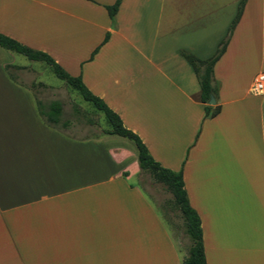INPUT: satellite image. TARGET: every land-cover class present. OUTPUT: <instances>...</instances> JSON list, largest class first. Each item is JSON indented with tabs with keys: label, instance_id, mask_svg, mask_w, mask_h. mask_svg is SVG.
I'll return each instance as SVG.
<instances>
[{
	"label": "crops",
	"instance_id": "crops-1",
	"mask_svg": "<svg viewBox=\"0 0 264 264\" xmlns=\"http://www.w3.org/2000/svg\"><path fill=\"white\" fill-rule=\"evenodd\" d=\"M115 1L0 0V34L80 76L157 163L182 171L206 264H264V92L251 93L264 73V0L245 1L229 36L241 0H120L112 22ZM223 40L212 71L220 112L203 119L181 52L204 61ZM11 58L0 50V264H182L132 182L133 142L47 124L7 71L30 64Z\"/></svg>",
	"mask_w": 264,
	"mask_h": 264
},
{
	"label": "trees",
	"instance_id": "trees-1",
	"mask_svg": "<svg viewBox=\"0 0 264 264\" xmlns=\"http://www.w3.org/2000/svg\"><path fill=\"white\" fill-rule=\"evenodd\" d=\"M245 1L246 0H241L239 4L237 15L229 28L228 36L240 17ZM119 5L120 0H116L112 5L105 6L107 14L112 22L118 11ZM108 37L109 34L107 33L102 44L107 41ZM226 41L227 40H223L219 44L214 55L204 61L197 59L192 54L181 52L183 58L192 67L200 87L199 99L200 102L204 105L203 119L213 118L220 112V105L217 103L218 84L213 81L212 71L215 62L219 59L225 49ZM0 47L5 50L23 55L29 61L40 62L49 67L57 79L61 80L67 87L77 91L83 101L91 104L95 110L103 114L110 128V130L104 131L105 134L117 135L130 139L133 142L137 152L138 166L141 172L151 175L166 187L168 192L172 195L174 205L178 209L183 220L185 234L190 240V247L188 249L187 257L182 260V264H206L200 220L196 212L190 207L188 203L182 179V171L179 170L177 172H174L169 169L163 168L159 163H157L151 157L146 146L143 144L140 138L130 130L126 129L123 126L119 116L115 114L111 109H109L100 98L94 96L85 87L81 80V77L70 76L48 54L42 51L33 50L3 34H0ZM96 51L97 49L93 52V54H95ZM9 76L11 75L9 74ZM210 96H213V98L215 99V104L213 105L208 104ZM37 108L40 116L45 120L47 124L55 126L59 123L62 111L61 103L59 101H51L46 109H43L41 102L37 101ZM73 113L75 115L79 114V110L75 106L73 107ZM66 125L67 123L63 124V126Z\"/></svg>",
	"mask_w": 264,
	"mask_h": 264
},
{
	"label": "rangeland",
	"instance_id": "rangeland-1",
	"mask_svg": "<svg viewBox=\"0 0 264 264\" xmlns=\"http://www.w3.org/2000/svg\"><path fill=\"white\" fill-rule=\"evenodd\" d=\"M5 54H10L14 65H29L24 70L8 69V73L17 77L19 84L35 95L46 109L51 101H59L62 106L60 123L67 122V129L71 132L84 134H101L109 128L103 114L95 110L91 104L82 100L77 91L67 87L57 79L49 67L40 62H30L24 56L10 53L0 48ZM77 107L79 114L73 113V107ZM133 146V143H131ZM132 182L139 187L153 203L161 216L165 226L173 235L177 246L183 256L188 255L190 240L185 234L184 223L180 213L173 202L172 195L166 187L151 175L137 171ZM243 190H255L256 180L247 177L243 180ZM251 205H257L250 202Z\"/></svg>",
	"mask_w": 264,
	"mask_h": 264
},
{
	"label": "built area",
	"instance_id": "built-area-1",
	"mask_svg": "<svg viewBox=\"0 0 264 264\" xmlns=\"http://www.w3.org/2000/svg\"><path fill=\"white\" fill-rule=\"evenodd\" d=\"M264 92V73H259L254 78L252 86H251V93L255 95L262 94Z\"/></svg>",
	"mask_w": 264,
	"mask_h": 264
},
{
	"label": "water",
	"instance_id": "water-1",
	"mask_svg": "<svg viewBox=\"0 0 264 264\" xmlns=\"http://www.w3.org/2000/svg\"><path fill=\"white\" fill-rule=\"evenodd\" d=\"M208 104L209 105L215 104V99L213 98V96H210L209 101H208Z\"/></svg>",
	"mask_w": 264,
	"mask_h": 264
}]
</instances>
